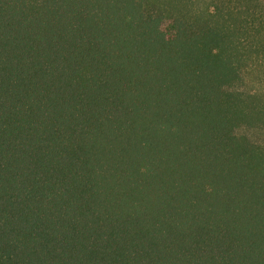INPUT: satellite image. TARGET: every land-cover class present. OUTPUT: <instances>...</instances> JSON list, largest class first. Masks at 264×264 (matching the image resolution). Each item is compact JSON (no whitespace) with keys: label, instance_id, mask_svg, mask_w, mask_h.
Returning <instances> with one entry per match:
<instances>
[{"label":"trees","instance_id":"obj_1","mask_svg":"<svg viewBox=\"0 0 264 264\" xmlns=\"http://www.w3.org/2000/svg\"><path fill=\"white\" fill-rule=\"evenodd\" d=\"M255 63L264 0H0V264H264Z\"/></svg>","mask_w":264,"mask_h":264},{"label":"rangeland","instance_id":"obj_2","mask_svg":"<svg viewBox=\"0 0 264 264\" xmlns=\"http://www.w3.org/2000/svg\"><path fill=\"white\" fill-rule=\"evenodd\" d=\"M259 65H260L259 63H255L249 69L248 74H247L246 84H247L248 89L252 91L258 90L259 84L261 82H264V67H260ZM240 133L246 134L253 141L264 144V134L259 130L241 129Z\"/></svg>","mask_w":264,"mask_h":264}]
</instances>
